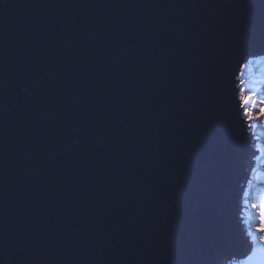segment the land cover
Here are the masks:
<instances>
[{"label":"water","instance_id":"water-1","mask_svg":"<svg viewBox=\"0 0 264 264\" xmlns=\"http://www.w3.org/2000/svg\"><path fill=\"white\" fill-rule=\"evenodd\" d=\"M261 50L264 0H0V264L245 252Z\"/></svg>","mask_w":264,"mask_h":264},{"label":"snow or ice","instance_id":"snow-or-ice-1","mask_svg":"<svg viewBox=\"0 0 264 264\" xmlns=\"http://www.w3.org/2000/svg\"><path fill=\"white\" fill-rule=\"evenodd\" d=\"M254 63H264V50L248 52L246 55L241 56L236 60L235 67L232 69L233 82H239L235 86L239 88V109L242 112H238V117L241 121L242 131L254 129L257 126V122L264 126V99L260 101L259 109L257 110L254 103L250 104L254 92L247 87L249 81L246 77L250 71V66ZM259 138L264 140V132L259 134ZM254 147L261 154H264V144L254 145ZM252 207L255 208L256 205L254 204ZM245 243L247 246L246 251L239 253L235 250L234 244L230 239L229 243L219 251L216 264H252L258 253L264 254V196H261L259 203V222L255 226L254 232L251 228L249 229ZM249 252L251 255H248ZM241 255L247 258L239 259ZM261 264H264V261Z\"/></svg>","mask_w":264,"mask_h":264},{"label":"rangeland","instance_id":"rangeland-1","mask_svg":"<svg viewBox=\"0 0 264 264\" xmlns=\"http://www.w3.org/2000/svg\"><path fill=\"white\" fill-rule=\"evenodd\" d=\"M249 84L247 85L248 89L253 90L254 96H253V103L256 106V109H259L260 101L264 99V63L262 64H256L254 63L252 66H250V72H249ZM253 139H258L260 143H256L255 145L264 144V140L259 138V134L261 132H264V126H261L259 122H257V126L252 129V131L249 129ZM255 154L252 158V164L249 174V179L251 178L250 182V189L249 193L252 195L251 200H249V203L247 204L248 207L252 208V214H253V224L250 225L251 230L255 231V226L259 222V203L261 196H264V154H261L256 147H254ZM256 157V158H255ZM248 183V182H246ZM246 185V184H245ZM246 186H244L245 189ZM242 204V201H241ZM256 205V207H252V205ZM242 207L240 209V214L242 212ZM241 216V215H240ZM243 229L245 231V234L247 236V232L249 229H247L241 220ZM258 235V234H257ZM264 261V254L259 253L258 258L256 262H252V264H261V262Z\"/></svg>","mask_w":264,"mask_h":264},{"label":"bare ground","instance_id":"bare-ground-1","mask_svg":"<svg viewBox=\"0 0 264 264\" xmlns=\"http://www.w3.org/2000/svg\"><path fill=\"white\" fill-rule=\"evenodd\" d=\"M259 64H261V63H259ZM263 64V63H262ZM250 72V71H249ZM249 74L250 73H248V75H247V77H246V79L248 80L249 79ZM248 81H250V80H248ZM239 83V82H238ZM250 91H253V90H251V89H249ZM250 104H253V99H252V101H250ZM251 131H252V129H250ZM255 141H256V143H260V141L258 140V139H254ZM256 158V157H255ZM252 164V163H251ZM252 180H251V178L249 179L248 178V180H247V182L248 183H246V187H245V189H244V191H243V194H242V199H241V201H242V212H241V220H242V222H243V225L247 228V229H249L250 228V225H252L253 224V210H252V208H250V207H248L247 206V204L249 203V200H251V198H252V195L249 193V189H250V187L251 186H249L250 185V182H251ZM259 254V253H258ZM258 254H257V256L254 258V260L252 261V262H256L257 261V258H258ZM248 255H251V253L249 252L248 253ZM247 257H242V258H240V259H246Z\"/></svg>","mask_w":264,"mask_h":264}]
</instances>
